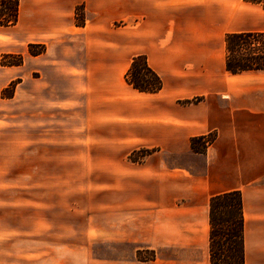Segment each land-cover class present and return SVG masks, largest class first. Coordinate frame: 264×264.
<instances>
[{"label": "crops", "instance_id": "obj_1", "mask_svg": "<svg viewBox=\"0 0 264 264\" xmlns=\"http://www.w3.org/2000/svg\"><path fill=\"white\" fill-rule=\"evenodd\" d=\"M158 1L153 20L159 31L134 56H146L162 89L140 92L126 81L134 56L125 61L110 51L103 61V54L94 55L78 75L92 99L96 147L85 156L95 157L94 202L88 208L87 187L77 203L70 202L47 168L45 199L31 204L32 235L46 236L48 253H63L68 218L77 216L84 222L79 237H88L90 219L92 234L110 246L109 263L100 264H210V199L239 190L246 264H264V71L226 70L220 35L234 17L231 0ZM71 4L20 0L17 25L5 29L22 24L26 38L64 35L71 28ZM179 22L182 33L161 34L162 26ZM212 133L216 138L205 153L192 150V138ZM140 151H148L141 161L129 158ZM6 199L0 204L6 206ZM147 252L154 256L145 258Z\"/></svg>", "mask_w": 264, "mask_h": 264}, {"label": "rangeland", "instance_id": "obj_2", "mask_svg": "<svg viewBox=\"0 0 264 264\" xmlns=\"http://www.w3.org/2000/svg\"><path fill=\"white\" fill-rule=\"evenodd\" d=\"M243 2L231 0L234 17L220 35L224 43L231 31H264V5L246 2L259 7L246 10ZM158 5V0H72L71 28L56 38L47 34L26 38L22 24L0 28V201L8 198L6 206L0 204V220L7 216L8 225L0 235V264L109 263V244L92 234L95 221L88 219V237H79L84 222L77 216L67 221V251L48 253L46 236L32 235L31 204L45 199L48 168L54 185L68 192L70 202L77 203L80 190L87 187L83 199L88 208L92 206L95 157L85 155L96 147L94 116L92 102H87L92 99L82 91L78 75L95 54H103L104 61L111 51L126 61L142 53L159 31L153 20ZM160 30L173 37L182 33L183 25ZM30 44L40 54L33 55ZM145 155L134 152L129 158L141 161ZM152 256L147 252L145 258Z\"/></svg>", "mask_w": 264, "mask_h": 264}, {"label": "trees", "instance_id": "obj_3", "mask_svg": "<svg viewBox=\"0 0 264 264\" xmlns=\"http://www.w3.org/2000/svg\"><path fill=\"white\" fill-rule=\"evenodd\" d=\"M244 1L264 5V0ZM19 13L20 0H0V27L17 25ZM33 47L30 44V52L33 55L40 54L32 51ZM225 50V67L230 74L264 71V31L229 33L225 37ZM125 77L140 92L156 93L163 87L162 78L149 67L144 55L133 59ZM215 138L216 134L213 133L192 138L191 148L197 153H205ZM143 153L145 155L148 151ZM209 205L210 264H246L241 192L233 190L214 195Z\"/></svg>", "mask_w": 264, "mask_h": 264}]
</instances>
